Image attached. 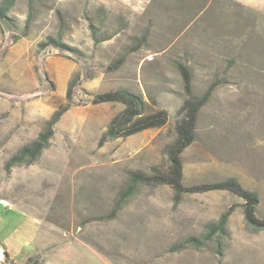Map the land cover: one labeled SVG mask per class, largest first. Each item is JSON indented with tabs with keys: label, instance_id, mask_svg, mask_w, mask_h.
<instances>
[{
	"label": "rangeland",
	"instance_id": "1",
	"mask_svg": "<svg viewBox=\"0 0 264 264\" xmlns=\"http://www.w3.org/2000/svg\"><path fill=\"white\" fill-rule=\"evenodd\" d=\"M177 63L194 95L213 86L180 155L183 185L236 177L264 217V0H14L0 17V199L30 214L0 205V246L16 264H264V229L246 226L233 193L175 197L130 181L168 166ZM118 88L142 95L146 112L166 109L167 123L103 138L123 105L92 99ZM68 103L35 160L9 166Z\"/></svg>",
	"mask_w": 264,
	"mask_h": 264
},
{
	"label": "trees",
	"instance_id": "2",
	"mask_svg": "<svg viewBox=\"0 0 264 264\" xmlns=\"http://www.w3.org/2000/svg\"><path fill=\"white\" fill-rule=\"evenodd\" d=\"M14 0H0V17H5L12 8ZM30 17V16H29ZM91 25V24H90ZM93 25H91V28ZM93 29V28H92ZM106 39V38H104ZM48 44L55 47L65 46L58 37H49ZM177 68L183 79L184 97L180 106V116L175 123V139L169 144L165 151L168 159V166L164 170H156L153 174L147 175L141 171L130 172L132 183H144L147 185H168L173 189L175 197L185 192H205L213 190H226L243 200L242 211L245 224L251 230L264 229V217L256 214L258 196L255 191L244 187L236 177L230 176L215 182H202L190 186L182 183L183 164L181 153L195 139V126L199 110L205 105L210 97L213 86L207 88L201 95H194L192 92L191 74L187 66L177 63ZM78 75L75 74L69 81L66 91V99L71 101L72 87L78 83ZM93 103L118 102L123 108L115 114L109 121L103 138L125 137L149 128H158L167 123L168 111L159 108L153 112H146V101L142 95L127 89L118 88L95 94ZM69 103L53 112L46 121L43 131L35 139L24 144L11 156L8 165L31 163L46 147L49 139L53 135V127L60 116L69 107ZM231 208L220 215L218 220L207 224V234L211 237L215 233H221L226 221L231 213ZM192 238L186 241H192Z\"/></svg>",
	"mask_w": 264,
	"mask_h": 264
},
{
	"label": "crops",
	"instance_id": "3",
	"mask_svg": "<svg viewBox=\"0 0 264 264\" xmlns=\"http://www.w3.org/2000/svg\"><path fill=\"white\" fill-rule=\"evenodd\" d=\"M0 205H5V206H6L7 208H9V209H13V210L19 211V212H20L21 214H23V215H29V216H30V214L26 213L24 210H22L20 207L16 206V205L13 204V203H9V202H6V201L0 199ZM31 217H33V216H31ZM33 218H34V217H33ZM34 219H35V218H34ZM35 221H36V224L39 225V221H38L37 219H35ZM37 231H38V229H37ZM36 235H37V232H36ZM0 247H3V246H0ZM3 248H4L5 252H6L7 257H8L9 259H11V261L13 262V264H16L17 262L15 261V259H13V258L11 257V254H10V252L8 251V249L5 248V247H3Z\"/></svg>",
	"mask_w": 264,
	"mask_h": 264
},
{
	"label": "built area",
	"instance_id": "4",
	"mask_svg": "<svg viewBox=\"0 0 264 264\" xmlns=\"http://www.w3.org/2000/svg\"><path fill=\"white\" fill-rule=\"evenodd\" d=\"M0 264H13L11 259L7 257L3 247H0Z\"/></svg>",
	"mask_w": 264,
	"mask_h": 264
}]
</instances>
